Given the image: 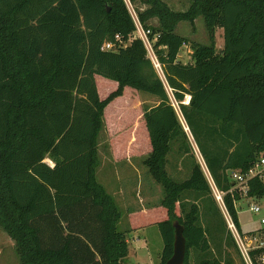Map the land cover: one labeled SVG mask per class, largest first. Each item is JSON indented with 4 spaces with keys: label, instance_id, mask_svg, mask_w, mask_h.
Listing matches in <instances>:
<instances>
[{
    "label": "trees",
    "instance_id": "trees-1",
    "mask_svg": "<svg viewBox=\"0 0 264 264\" xmlns=\"http://www.w3.org/2000/svg\"><path fill=\"white\" fill-rule=\"evenodd\" d=\"M131 1L155 38L162 78L139 39L101 50L134 30L123 0H0V230L14 241L20 264H123L129 248L117 228L121 212L96 178L103 128L113 160L144 156L162 187L158 204L129 212L128 232L157 225L160 264L172 255L175 222L186 239L185 264L191 248L208 249L198 205L182 201L194 191L215 208L203 169L192 163L184 180L167 170L171 143L179 158L190 153L171 97L244 234L227 171L245 172L264 153V0H190L185 11L164 0ZM197 14L208 44L176 32L179 21L192 23ZM153 19L157 24L148 23ZM187 42L191 62L184 63L179 52ZM141 92L158 102L143 105ZM245 195L264 196V181L250 178Z\"/></svg>",
    "mask_w": 264,
    "mask_h": 264
},
{
    "label": "rangeland",
    "instance_id": "rangeland-1",
    "mask_svg": "<svg viewBox=\"0 0 264 264\" xmlns=\"http://www.w3.org/2000/svg\"><path fill=\"white\" fill-rule=\"evenodd\" d=\"M164 1L173 9L180 11L187 10L190 3V0ZM148 23L152 25L157 24V20L153 19ZM176 29V32L183 35L188 41H197L205 44L209 43L203 17L200 14L195 15L192 23L188 20L179 21ZM222 47L223 30L217 28L216 51H219ZM191 51L190 44L188 42L184 44L179 52L181 61L184 63L191 62ZM187 95L188 94H185L184 96L183 102L185 103ZM139 101L145 106H153L158 102V99L147 93L141 92L139 94ZM171 102L181 123L186 125L179 110L178 102L172 97ZM220 128L221 126L217 129ZM184 129L188 134L190 153L179 158L176 152V143H171L170 151L168 153L167 170L170 176L176 180H184L188 178L190 166L192 163L196 162L206 173H209L202 154L190 134L189 129ZM97 140L100 159L109 160L112 157V149L109 143V134L106 129H101ZM143 158L144 156L141 158L135 157L138 163H142ZM48 161L49 158H46L45 162ZM121 166L122 163H118L115 166L113 164H105L99 168L96 178L109 194L126 193V198L123 200L124 204L120 199L116 201L121 212L117 228L119 231L127 233L126 238L130 253L122 259V262L123 264H160L163 241L158 226L151 225L139 232H128V214L132 210L144 209L158 204L163 197L162 187L158 184L160 188H154L156 182L144 164H141V166L139 164L138 166H140V168L136 167L135 169L125 167L124 170L126 176L122 174ZM140 169H146L149 176L143 174ZM227 173L229 175L230 170H228ZM147 185H150L151 187L153 186L152 188H154V191L150 195H146L145 193V186ZM132 192L137 194V197H132L128 200L131 197L130 194ZM192 192L194 191L183 192L182 201L186 208H188L192 202H195L198 205L201 218L200 224L206 231L209 247L204 252L191 248L189 250V263L198 264L201 259H217L221 264H244L232 234L227 227L222 209L215 199L212 190L210 189V193L207 195L208 199L214 202L215 208L212 210L208 207V203L206 202L207 199L205 200V198H202L197 192H194L196 194ZM239 196L240 199L236 202V209L242 231L245 234H250V231H254L256 236L260 237L261 235V237L264 238V231L261 229L264 228V223L261 222V219H264V196L246 197L242 189H239ZM252 204L257 205L260 208V211H251L250 207ZM0 264H20L19 255L16 251L14 241L4 235L2 230H0Z\"/></svg>",
    "mask_w": 264,
    "mask_h": 264
},
{
    "label": "built area",
    "instance_id": "built-area-1",
    "mask_svg": "<svg viewBox=\"0 0 264 264\" xmlns=\"http://www.w3.org/2000/svg\"><path fill=\"white\" fill-rule=\"evenodd\" d=\"M123 2L134 24V30L129 35L126 41L123 40L119 34H116L114 36L113 41H105L101 45V50H117L119 47H125L128 43H130L131 40L139 39L146 49L147 57L150 59L157 73L162 78L163 71L154 50L155 38H150V29L144 27V25L140 21L135 8V4L131 0H123ZM189 98L190 96L187 95L186 102L189 101ZM183 126L184 128L188 129L187 127H185L186 125L183 124ZM47 163L50 166L53 165L52 161L50 160ZM203 172L209 182L215 199L217 200L220 208L222 209V213L225 217L227 227L232 234V237L236 243V246L238 248L242 260L244 261V264H264V252H260V249L264 247V238H262L261 235L260 237H258L255 234H242L239 231L225 207L223 200V196L225 193L215 186L213 179L211 178V175L209 173H206L204 169ZM229 177L233 184L229 191L232 192L234 189H237L239 191V189H242L243 192L246 194L247 181L250 178L258 177L259 179L264 181V153L257 157V159L249 166L247 171L241 172L239 170H231L229 173ZM250 210L253 212H259L260 208L257 205L252 204ZM261 222L264 223V219H261Z\"/></svg>",
    "mask_w": 264,
    "mask_h": 264
},
{
    "label": "crops",
    "instance_id": "crops-1",
    "mask_svg": "<svg viewBox=\"0 0 264 264\" xmlns=\"http://www.w3.org/2000/svg\"><path fill=\"white\" fill-rule=\"evenodd\" d=\"M112 156V155H111ZM135 157L136 158H141V157H143V156H133V157H129V158H127V159H124V160H121V161H114L113 160V157H111L109 160L108 159H106V160H102V159H100V157H99V154H98V165H97V168H96V175H97V172H98V170H99V168L100 167H102L103 165H105V164H113L114 166L116 165V164H118V163H122V166H121V169H122V174L123 175H125L126 176V172H125V170H124V168L125 167H129V168H140V166H141V164H143V162L142 163H138L137 161H136V159H135ZM135 159V160H134ZM140 164V166H138ZM142 172H143V174H145L146 176H149L148 175V173L146 172V169H144V170H142V169H140ZM153 187V186H152ZM150 185H147V186H145V193H146V195H150L153 191H154V188L155 187H157V188H160L159 187V185H158V183H156L155 185H154V188H152ZM112 194V196H113V198H114V200H115V202L116 201H118V199H120V200H122L121 202L124 204V202H123V200L126 198V193H116V194H114V193H111ZM130 198L128 199V200H130L132 197H137V194H135V193H131L130 194ZM144 196V195H143ZM116 204H117V202H116ZM118 205V204H117ZM147 227H149V226H147ZM147 227H144V228H147ZM144 228H141V229H139V230H136V231H134V232H139L140 230H143ZM130 254V253H129Z\"/></svg>",
    "mask_w": 264,
    "mask_h": 264
},
{
    "label": "water",
    "instance_id": "water-1",
    "mask_svg": "<svg viewBox=\"0 0 264 264\" xmlns=\"http://www.w3.org/2000/svg\"><path fill=\"white\" fill-rule=\"evenodd\" d=\"M186 239L183 235V228L178 223H174V241L172 255L165 264H185Z\"/></svg>",
    "mask_w": 264,
    "mask_h": 264
},
{
    "label": "bare ground",
    "instance_id": "bare-ground-1",
    "mask_svg": "<svg viewBox=\"0 0 264 264\" xmlns=\"http://www.w3.org/2000/svg\"><path fill=\"white\" fill-rule=\"evenodd\" d=\"M187 103V102H186Z\"/></svg>",
    "mask_w": 264,
    "mask_h": 264
}]
</instances>
